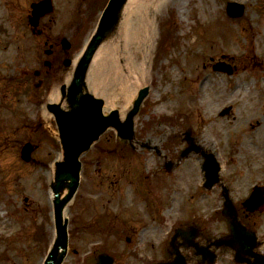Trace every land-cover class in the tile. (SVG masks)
Wrapping results in <instances>:
<instances>
[{
    "label": "rangeland",
    "instance_id": "1",
    "mask_svg": "<svg viewBox=\"0 0 264 264\" xmlns=\"http://www.w3.org/2000/svg\"><path fill=\"white\" fill-rule=\"evenodd\" d=\"M107 1L76 0L78 54ZM188 1L189 26L175 10L157 21L153 76L137 87L123 116L124 120L139 91L148 87L149 96L135 118L133 151L110 129L81 158V186L67 212L70 242L64 264H96L100 253L114 257V264L169 260L174 229L185 224L200 228V244L217 253L215 263H202V256L192 248H182L188 264H237L233 249L212 245L228 233V226L221 190L202 187L205 153L214 154L220 163L221 178L230 186L241 222L257 233V255L247 258L246 264H264L260 259L264 257V213L252 214L241 206L255 184H264V132L261 147H255L259 138L254 134L249 151L242 149L240 155L235 151L239 141L252 137L254 127L264 129V35L257 38L258 30L264 31V0L249 4L182 0L183 7ZM230 3L242 4L244 15L232 18ZM90 7L93 11L87 17ZM208 13L212 16L206 20ZM116 49H111L112 56ZM0 60H5L1 50ZM218 63L231 65L234 74L215 71L212 64ZM105 64L111 65L110 59ZM96 68L101 80L108 77L104 64ZM96 96L105 101L106 114L122 112L124 103L107 109V99ZM0 101L5 107L0 102V264H43L55 236L49 175L52 171L54 177V161L62 156L58 130L47 111L42 115L47 129L25 128L22 112L33 121L35 111L26 99L24 108L11 111L9 99ZM229 107L230 113L221 116ZM5 109L10 113L9 127ZM204 109L212 113L211 118ZM188 130L199 149L179 161ZM27 142L38 146L30 163L21 159ZM171 160L174 166L168 173L165 165Z\"/></svg>",
    "mask_w": 264,
    "mask_h": 264
},
{
    "label": "water",
    "instance_id": "2",
    "mask_svg": "<svg viewBox=\"0 0 264 264\" xmlns=\"http://www.w3.org/2000/svg\"><path fill=\"white\" fill-rule=\"evenodd\" d=\"M128 0H112L105 10L96 32L90 39L81 56L78 65L74 85L70 95V110H64L60 106H53L58 128L59 138L63 150V158L55 163L54 180L51 183L53 193V209L55 219V239L44 264H63L69 246L68 226L69 220L65 217V210L74 198L80 183L82 163L80 157L86 153L93 143L110 127L118 130L120 137L125 140L134 138V117L149 93L145 88L140 91L129 112L126 121H121L118 111H113L109 116L104 115V100L96 98L89 90L87 76L93 60L100 48L108 42L115 33L122 20V11ZM232 17H240L244 13L243 6L232 3L228 7ZM216 69L225 70L222 65ZM34 148L27 144L22 150V158L29 162ZM206 172L205 186L211 189L219 182L220 166L214 157H207L204 165ZM227 191V190H225ZM225 203L224 215L229 221L230 236L227 239L218 240L216 244L227 245L236 250V261L245 263L246 256H254L253 250L258 246L256 233L246 229L238 218V212L233 202L228 198ZM244 206L250 211L259 210L264 212V187H256L251 196L246 200ZM197 232L188 234L177 230L176 237H182L187 246H191ZM171 254L176 255L172 262H161L156 264H187L179 251L178 246L172 243ZM198 254L204 255V260L215 262L216 255L204 249H199ZM98 264H113V259L107 255L98 258Z\"/></svg>",
    "mask_w": 264,
    "mask_h": 264
},
{
    "label": "flooded vegetation",
    "instance_id": "3",
    "mask_svg": "<svg viewBox=\"0 0 264 264\" xmlns=\"http://www.w3.org/2000/svg\"><path fill=\"white\" fill-rule=\"evenodd\" d=\"M92 11L90 7L87 17ZM0 50L5 52V60H0V98L9 99L10 111L29 101L35 107L33 121L22 112L24 122L19 123L42 128L48 101L70 85L76 73V0H0ZM5 110L9 127L10 113Z\"/></svg>",
    "mask_w": 264,
    "mask_h": 264
},
{
    "label": "bare ground",
    "instance_id": "4",
    "mask_svg": "<svg viewBox=\"0 0 264 264\" xmlns=\"http://www.w3.org/2000/svg\"><path fill=\"white\" fill-rule=\"evenodd\" d=\"M241 1L249 4L252 0ZM188 5L189 1L188 4L183 7L182 0H129L123 11L122 24L117 37L112 42H108L100 48L94 59L93 64L95 65L89 76L88 82L90 89L95 95L98 94L107 99V109L122 102L124 105L121 116H124L127 111L125 109L130 106V102L134 97L137 87L146 83L147 80L153 76L152 71L154 62L152 58L154 42L156 41L157 21L165 20L168 13L175 10L180 14L183 20L186 21L185 26H189L190 21L187 17ZM210 16H212V14L208 13L204 18L207 20ZM200 17L201 16H199V18ZM252 18H254L252 15L249 16L250 22H252ZM249 21L247 20L248 26ZM253 34L256 35L257 33L253 30ZM262 35H264V31L258 30V41ZM193 42H195V38ZM114 46H116L117 49L115 55L112 56L113 53L111 49ZM182 49L184 48L182 47ZM106 59H110L111 65L105 64ZM99 64H104L106 67V72L108 74L106 79L103 78V80H101L99 78L100 76H98L96 67ZM102 74H104V70ZM250 91L251 90H249V92ZM250 93L252 94V92ZM52 99L54 100L55 97ZM191 103L192 100L190 99L189 104L187 103L189 107ZM204 112L209 114V118H211L212 113L205 109ZM253 130L256 138H259L257 139L258 144H256L255 147H261V145H263L261 139L264 132L263 126L258 125ZM207 143L210 142L207 140ZM252 143V138L249 135L246 136V139L237 143V145H240V148L238 146L235 147L236 153L240 155L242 149V152L246 150L249 151V146H253ZM52 179L53 172L51 171L49 181L51 182ZM128 190H130V188H128ZM68 207L65 210L66 215ZM50 230H52V234L54 235V230L52 228H50Z\"/></svg>",
    "mask_w": 264,
    "mask_h": 264
}]
</instances>
